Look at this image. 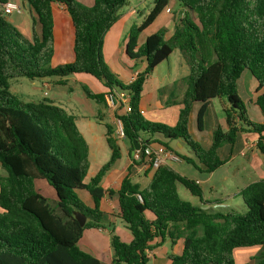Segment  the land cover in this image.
Wrapping results in <instances>:
<instances>
[{"label":"trees","instance_id":"trees-1","mask_svg":"<svg viewBox=\"0 0 264 264\" xmlns=\"http://www.w3.org/2000/svg\"><path fill=\"white\" fill-rule=\"evenodd\" d=\"M184 17L165 40L160 29L137 45L139 35L167 6V0H154L141 23L132 26L126 37L125 55L132 61L143 60L145 69L128 85H122L103 59V41L118 20L127 0H93L84 7L77 0H22L32 21L31 37H24L0 13V264H101L82 251L78 242L85 230L101 229L105 223L100 202L104 191L100 181L120 159V150L105 125L110 158L86 181L89 171L88 146L78 131L74 116L47 98L24 102L9 91V81L18 78L43 80L59 78L65 85L69 75H86L106 91H126L130 113H119L124 139L144 145L156 143L172 153L169 146L181 140L195 159L180 157L197 170L211 173L224 164L217 151L234 145L237 133L257 135L256 147L264 157V0H177ZM60 7L72 26V54L69 63L54 65L55 25L53 7ZM195 16V21L191 18ZM35 25L40 28L39 35ZM181 52L188 67L183 80L186 89L180 101L176 124L146 120L139 105L147 77L170 54ZM244 70L256 81L255 105L262 123L248 118L246 106L237 92ZM87 99L104 104V94L81 87ZM224 99L225 129L212 132L209 149L203 150L188 133L189 118L195 104H202L196 117L203 127L205 105ZM162 137L164 141L143 138ZM149 170H153L148 167ZM52 189L54 206L44 197L37 182ZM181 185L202 201V190L192 180L170 166L153 170L145 187L124 178L117 195V215L131 236L124 243L108 228L110 264H149L147 252L168 241H181L180 255H170V264H234V250L260 247L248 264H264V179L244 188L240 196L246 211L208 212L182 200ZM88 193L92 207L78 196ZM108 194H114L108 191ZM137 196L141 198L138 200ZM74 212L86 217L83 227ZM149 212L152 220L145 217Z\"/></svg>","mask_w":264,"mask_h":264},{"label":"crops","instance_id":"crops-1","mask_svg":"<svg viewBox=\"0 0 264 264\" xmlns=\"http://www.w3.org/2000/svg\"><path fill=\"white\" fill-rule=\"evenodd\" d=\"M172 1L175 3L177 0ZM6 2H11L20 6L21 13H9L7 15L1 13L2 4ZM77 2L84 7H90L93 4V0H77ZM153 2L154 0H127L126 5L120 10L118 20L104 36L102 50L105 51L106 57L111 63L112 70L116 74V78L118 79L121 77L125 81V85L130 84L135 79L136 75L142 73L145 69V62L143 60L132 61L126 57L125 43L127 33L132 26L141 23L143 18L148 14ZM175 5L177 8H171L167 0L165 9L157 16L154 22L139 35L137 41L138 46L142 45L148 36L156 33L160 29L165 30V40H168L172 36L175 25L185 15L184 9L180 6L178 1ZM53 12L55 25L54 65L69 63L73 59V30L71 22L69 16L60 7L54 6ZM0 13L4 19L10 22L19 32L23 31L24 37H31L32 21L26 3H23L22 0H0ZM190 16L195 21V16L193 14ZM35 32L39 35L40 28L38 25H35ZM164 66L166 69H162ZM187 75L188 67L181 52L178 50H174L167 60L161 62L153 69L147 77L146 82L149 83L151 80H155V86L151 88V91H145V93L142 91L139 105L140 112L143 117H146V120L148 119V121L154 123L164 124L168 127H173L176 124L179 110L182 107L180 101L186 89V84L183 80ZM76 76H79L76 79V83L80 84V87H87L95 94H104L106 92V89L93 78L86 75ZM39 81L41 86L42 84H47L49 87V81L47 79ZM33 82L34 80L30 81V83ZM256 87V81L251 76L250 72L244 70L237 82V92L246 106V111H248L249 105L252 106V115L247 113L248 118L260 124L263 122V116L255 105L257 96ZM9 91L15 96V92L13 91H16V89L15 87H11V80L9 81ZM29 101L31 100L28 98V100L24 102ZM53 104L63 108L68 114L74 116L76 127L88 146L89 171L86 177L87 181L94 177L97 171L106 164L110 158V149L106 143L105 125L112 127L117 115L123 112H111L106 109L105 104H98L99 106L96 105L98 107L95 106L94 108L91 106L88 107L87 105L77 102L75 97L71 96H69L66 101L57 99V104L54 102ZM201 106L202 104H195L192 108L188 124V133L203 150H207L211 144L212 132L217 127H221L222 129L226 128L224 119L226 101L222 98L208 101L205 105L202 130H198L196 117ZM112 137L116 140V144L120 150V159L114 167L106 172L100 181V187L104 191V196L100 202V210L103 212L105 223L101 229L85 230L78 242V246L82 251L92 255L100 263L103 260L102 255L105 251L109 252V262L111 260L110 234L108 228L113 229L114 234L117 235L122 242L128 243L131 240L130 233L125 228L123 222L116 217L117 195L115 193L118 191L121 181L127 177L132 183L139 184L143 188L149 183L153 173V170H149L145 163L132 161L131 155L134 148L131 149L126 139L116 138L114 130ZM143 138H149L151 141H164L163 138L159 136L153 138L143 136ZM256 144V134L249 132L237 133L234 145H224L218 149V158L223 161L224 164L211 173L204 172V167L201 165L199 166L200 170L192 167L197 172L191 173L192 175H187L178 170V168L174 166L175 163H171L168 166L173 168L182 177L194 181L201 188L202 201L200 202L198 199L199 203L197 205H191L211 213H225L232 209L228 200L241 197L240 193L244 188L254 182L264 179V157L258 151ZM156 145V143L151 144L152 147ZM169 146L175 151L174 154L178 156L186 145L183 141L178 140L171 142ZM186 152L189 154L186 153V156L183 155L184 157L195 159L189 148ZM233 161H237L238 165L234 167L233 172L230 171L229 174H223L221 183L223 186H227V189L223 190L218 182L214 181V177L221 167L229 165L233 163ZM42 182L43 181H40V187L37 185L41 190L44 185ZM206 190L208 194H206ZM108 191H113L114 194H108ZM78 196L87 207H92V200L87 192L83 190L79 191ZM51 197L53 198L52 195ZM181 199L186 202L189 201L186 198ZM243 209H245V206H243ZM145 217L148 220L153 219V216L149 212H145ZM181 250V241L177 242L174 246H171L168 241H164L160 246L149 251L147 253V258L149 264H170L168 257L170 255H180Z\"/></svg>","mask_w":264,"mask_h":264},{"label":"rangeland","instance_id":"rangeland-1","mask_svg":"<svg viewBox=\"0 0 264 264\" xmlns=\"http://www.w3.org/2000/svg\"><path fill=\"white\" fill-rule=\"evenodd\" d=\"M175 3H177V1H175ZM175 3L172 0H168V4L171 8H177ZM21 32L20 33L24 36L23 31H21ZM102 53H103L104 62L108 66L110 72L116 76V74L112 70L111 63L109 62V60L106 57L105 51L102 50ZM162 69H166L165 66ZM77 77H79V76L69 75V76L65 77L64 78V80H66L65 85H60L57 83L59 78L53 77V78L47 79L49 81L48 82L49 90L47 91L48 97H46V98H48L49 101L57 104V99H59L61 101H66L68 99V97L71 96V97H75L77 102L82 103L84 105H87L88 107L91 106L92 108H94L98 104H96L93 100L87 99L85 97L84 93L81 90L80 84L76 83ZM154 77H156V76H154ZM117 80L122 85L125 86V81L121 77L118 78ZM19 83H20V85H19ZM154 84H155V80H151V82H149V83L145 82L143 87H142V91H144L143 93H145V91H151V88H154V86H155ZM11 87L12 88L15 87L16 91H13V92H15V97H17L21 100L27 101L29 98V100L35 101V100H40V99L44 98V95H43L44 90L41 88V83L39 80H34L33 83H30V80H27L26 78L13 79V80H11ZM34 88H36V89H34ZM160 91H162V90H160ZM78 100H80L81 102ZM98 106H96V107H98ZM247 113L249 115H252V106H250V105L248 106ZM144 118H146V117L144 116ZM112 127L114 130L115 125L113 124ZM187 150H188V148H187V146H185V148H183L180 151L182 155L180 154L179 156L184 157V156H186V153L189 154L188 152H186ZM237 165H238V162L233 161V163L226 165L224 167H221L219 172L216 173V175L214 177V181L218 182L219 186L221 188H223V190L227 189V186H225V185L223 186V184L221 183V178L223 177V174H229L230 171L233 172L234 167ZM174 166L176 168H178V170L184 172L187 175H192L191 173H197L192 168V166L190 164L186 163L185 161H182L179 163L177 162L174 164ZM0 175L5 176V172L1 168H0ZM42 183H44V185L42 187L43 191L39 188L40 187L39 186L40 181L37 182V185L39 186L38 189H40L42 194L44 196H46V198H48L50 205L53 207L54 202H53V198L51 197V195L53 196L52 189L49 186H47L45 181H43ZM177 187H178V195L180 196V198L188 199L189 200L188 202H190V204L197 205L199 203L198 198L192 196L181 185H177ZM206 194H208L207 190H206ZM228 203H230L232 206V209H230V210L237 211L241 214H243L246 211V209H243L244 203H243L241 197H236V198H233L231 200H228ZM260 250H261L260 247L238 248V249L234 250V252H233L234 264H248L249 261L251 260V258H253ZM108 253H109L108 251H105V253L102 255L103 260H102L101 264H110Z\"/></svg>","mask_w":264,"mask_h":264},{"label":"built area","instance_id":"built-area-1","mask_svg":"<svg viewBox=\"0 0 264 264\" xmlns=\"http://www.w3.org/2000/svg\"><path fill=\"white\" fill-rule=\"evenodd\" d=\"M2 13L4 15L9 13L19 14L21 13V8L14 3L6 2L2 4ZM41 88L44 90V97H47V91L49 90L48 85L42 84ZM103 99L106 109L111 112H131L130 95L126 91H106L104 93ZM114 125L115 137L118 139H124L121 121L118 118L115 119ZM131 159L133 162L145 163V165L152 168L153 170H156L161 166H168L171 163H177L181 161L177 155L170 152L163 146L156 145L155 147H152L151 145H144L142 148L141 144L138 150L132 151ZM137 198L138 200H141L139 196H137Z\"/></svg>","mask_w":264,"mask_h":264},{"label":"water","instance_id":"water-1","mask_svg":"<svg viewBox=\"0 0 264 264\" xmlns=\"http://www.w3.org/2000/svg\"><path fill=\"white\" fill-rule=\"evenodd\" d=\"M134 150H138L140 148V144L136 143L135 141L132 142ZM74 219L79 224L80 227H83L86 222V217L78 212H74L73 214Z\"/></svg>","mask_w":264,"mask_h":264}]
</instances>
